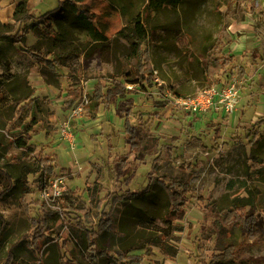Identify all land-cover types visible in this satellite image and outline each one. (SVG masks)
<instances>
[{"label": "rangeland", "instance_id": "obj_1", "mask_svg": "<svg viewBox=\"0 0 264 264\" xmlns=\"http://www.w3.org/2000/svg\"><path fill=\"white\" fill-rule=\"evenodd\" d=\"M40 1L32 11L39 25L35 16L66 0ZM90 2L96 32L72 19L52 32L30 19L14 25L13 14L0 10L6 25L0 26V124L7 149L0 165L19 154L13 136L31 129V160L48 156L53 176L63 177L59 196L41 198L38 175L29 174V193L0 198V264H81L85 231L95 229L102 211L123 225L126 255L141 256L140 264H212L235 243L240 249L232 264H264V125L257 136L248 133L264 119V0H121L112 9ZM21 29L16 43L12 35ZM35 50L54 60L56 71L47 76L57 85L46 83L43 62L30 54ZM147 61L151 82L129 83ZM214 64L222 66L210 77L207 67ZM114 81L134 92L94 113L88 105L94 86ZM167 178L189 185L180 218L165 216L166 194L181 191ZM149 181L148 194L123 198ZM42 219L48 230L33 244ZM168 222L182 228L164 240L175 255L142 246ZM101 242L122 243L111 234Z\"/></svg>", "mask_w": 264, "mask_h": 264}, {"label": "trees", "instance_id": "obj_2", "mask_svg": "<svg viewBox=\"0 0 264 264\" xmlns=\"http://www.w3.org/2000/svg\"><path fill=\"white\" fill-rule=\"evenodd\" d=\"M120 1L121 0H101V2H103V4L110 9H112V7L115 6L116 3L120 4ZM158 1L176 2L177 0ZM78 2L85 4L86 8L83 10H79L77 7ZM150 4L151 1H149L147 6H150ZM95 10L97 9L92 5L90 0H66L65 2L58 3L54 8L35 16L42 22V24L39 25V23L34 20L36 18H34V15L27 7V0H20L15 6L12 19L14 20V25H20L25 21V19H30L33 22L32 26H41V29L48 32H52L55 26L60 31V27L63 21L72 19L81 28L86 29L87 31L96 32ZM0 26L6 25L1 24L0 22ZM136 28L138 29V32L144 37L146 33L143 30L138 18L136 20ZM23 31L24 29H21L20 31L17 30V32L12 35V39L14 40V42L22 43L24 33L21 32ZM23 45L24 44H22V46ZM135 52L136 56H140V47L137 46ZM30 54L35 60L43 62L44 67L42 68V74L46 76V83L50 85H57L58 81L55 77L48 78L47 76L52 75L50 72L56 71V64L54 60L45 59V57L42 56V53L38 50L30 51ZM143 56H145L144 53ZM148 62L149 61L146 62L147 64L143 63V65L146 64V66L143 69L144 71L139 73L140 77L138 78V80L130 81L129 83L143 84L151 82L153 69L152 67H150V62ZM221 66H218V64H214L207 67V71L210 74V77H214L215 73L220 70ZM133 92L134 89L127 88L125 83L120 81H114L110 86L107 87L102 85L101 83H97L94 86L93 93L88 105L94 113H97L101 105L106 107L110 104L115 103V101L119 97H125L126 94ZM36 100V98H33L30 102H35ZM90 117L94 118V115H90ZM33 120L32 123L34 124L35 121ZM125 125L127 126L126 131L128 132V139L132 146V150L137 151V142L133 135V132L128 127L129 123L127 118L125 120ZM263 125L264 119L259 118L256 123L251 126L248 133L251 132V136H257L259 130ZM4 129L5 126L0 124V160L3 159V156L7 153L6 144L3 141L5 140ZM30 131L31 129H29V131H25L20 136H13V143L18 148L19 154L11 158L12 161L5 163L4 166L0 165V184L2 185L0 198L6 197L13 192L21 193L23 197L26 193H29L30 189L26 187L27 176L29 174L38 175L37 188L41 189L46 185L48 177L53 175L55 172L56 165L48 156L38 157L36 160H31L30 155L33 153L34 146L28 144V142L32 139ZM168 181H170V185L173 183L176 184L179 188H181V191L179 192L177 190H173L166 194L167 206L165 216H176L177 218H180L182 215L181 207L183 206L185 200L184 195L188 191L189 185L187 181H183L181 179L172 181L169 178ZM162 182L163 184L165 183L164 181ZM150 185L151 181L147 183L146 187H144L141 192L133 191L129 194H125L123 198H135L141 196L142 194H148ZM162 187L165 188L166 186L163 185ZM245 218L246 217H238L237 219H239V224L244 225L247 220ZM247 223H250V221H248ZM3 227L4 220L0 218V230ZM37 228H39L40 231H36L38 233L36 234V241H34L33 244H36L37 240L40 237H44V231L48 230V226L43 219L40 223L37 224ZM175 230L181 231L182 228L175 227L174 225L169 223L166 228L161 229V233L158 237L143 239L141 240V244L142 246L148 244L154 245L156 247H159L164 254L173 256L176 254V251L172 247L168 246L167 243L164 242V240L170 239L173 235V231ZM85 232L87 246L85 251L83 252L81 264H140L141 256L126 255L130 248L126 247L124 243L126 234L123 230V225L116 222V218L111 211H102L101 215L98 218L95 229H87ZM108 234L118 237L122 241L121 245L118 244L116 248L105 247L101 242V238ZM45 239L43 240V245L46 244ZM32 247H34L35 249L37 248L36 245H33ZM239 249L240 244H229L222 253L217 254L213 257L212 264H232L231 262L237 260L234 255L235 252ZM61 264L73 263L68 260L62 261Z\"/></svg>", "mask_w": 264, "mask_h": 264}, {"label": "built area", "instance_id": "obj_3", "mask_svg": "<svg viewBox=\"0 0 264 264\" xmlns=\"http://www.w3.org/2000/svg\"><path fill=\"white\" fill-rule=\"evenodd\" d=\"M62 178L61 175L48 177L46 185L40 189L41 198L49 199L50 197L59 196L63 190V187H60Z\"/></svg>", "mask_w": 264, "mask_h": 264}, {"label": "crops", "instance_id": "obj_4", "mask_svg": "<svg viewBox=\"0 0 264 264\" xmlns=\"http://www.w3.org/2000/svg\"><path fill=\"white\" fill-rule=\"evenodd\" d=\"M19 0H0V10H6L7 13L13 14L16 4ZM41 5L40 0H27V7L32 12L33 9H38ZM1 22V20H0Z\"/></svg>", "mask_w": 264, "mask_h": 264}]
</instances>
